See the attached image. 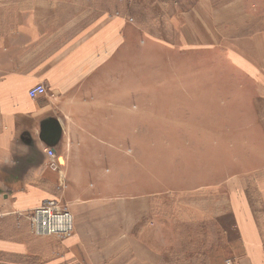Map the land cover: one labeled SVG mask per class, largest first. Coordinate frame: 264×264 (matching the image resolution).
I'll list each match as a JSON object with an SVG mask.
<instances>
[{
  "label": "rangeland",
  "instance_id": "1",
  "mask_svg": "<svg viewBox=\"0 0 264 264\" xmlns=\"http://www.w3.org/2000/svg\"><path fill=\"white\" fill-rule=\"evenodd\" d=\"M2 6L7 28H51L56 47L101 18L126 19L116 49L96 54L105 65L94 89L115 132L103 134L105 175L86 183L108 195L104 204L133 201L138 211L146 200V226L133 229L144 259L264 264V0ZM71 232L38 237L57 246Z\"/></svg>",
  "mask_w": 264,
  "mask_h": 264
},
{
  "label": "crops",
  "instance_id": "2",
  "mask_svg": "<svg viewBox=\"0 0 264 264\" xmlns=\"http://www.w3.org/2000/svg\"><path fill=\"white\" fill-rule=\"evenodd\" d=\"M1 12L6 26L5 6ZM125 22L119 14L101 18L65 47L54 46L51 28L17 22L0 30V264H150L136 251L133 233L146 226L138 222L148 211L146 200L138 211L133 201L104 204L101 198L108 195L86 183L105 175L111 150L103 134L115 132L94 89L105 65L96 54L116 49ZM37 83L47 93L31 99L27 90ZM49 118L61 127L52 144L40 138ZM45 147L55 151L53 162ZM50 198L66 204L73 217L71 234L57 246L30 229L33 208Z\"/></svg>",
  "mask_w": 264,
  "mask_h": 264
},
{
  "label": "built area",
  "instance_id": "3",
  "mask_svg": "<svg viewBox=\"0 0 264 264\" xmlns=\"http://www.w3.org/2000/svg\"><path fill=\"white\" fill-rule=\"evenodd\" d=\"M47 88L42 83L32 85L27 90V95L31 99L45 95ZM45 152L51 162L55 157L52 148L45 147ZM30 229L36 236L64 235L72 231L73 219L66 206L59 200L50 198L33 208L30 217Z\"/></svg>",
  "mask_w": 264,
  "mask_h": 264
},
{
  "label": "water",
  "instance_id": "4",
  "mask_svg": "<svg viewBox=\"0 0 264 264\" xmlns=\"http://www.w3.org/2000/svg\"><path fill=\"white\" fill-rule=\"evenodd\" d=\"M61 135V127L57 120L49 118L43 123L40 132V138H43L50 144L56 142Z\"/></svg>",
  "mask_w": 264,
  "mask_h": 264
}]
</instances>
